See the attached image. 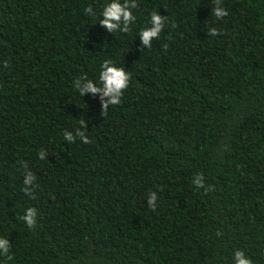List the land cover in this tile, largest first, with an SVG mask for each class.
Wrapping results in <instances>:
<instances>
[{"label":"trees","instance_id":"trees-1","mask_svg":"<svg viewBox=\"0 0 264 264\" xmlns=\"http://www.w3.org/2000/svg\"><path fill=\"white\" fill-rule=\"evenodd\" d=\"M107 2L0 0V264H264V0H134L116 33ZM105 61L130 81L103 115L77 85Z\"/></svg>","mask_w":264,"mask_h":264},{"label":"clouds","instance_id":"clouds-1","mask_svg":"<svg viewBox=\"0 0 264 264\" xmlns=\"http://www.w3.org/2000/svg\"><path fill=\"white\" fill-rule=\"evenodd\" d=\"M136 7L137 5L134 0H123V2H121V0H109V2L103 7L101 18L98 23L109 32H127L130 25L136 20L133 13V9ZM86 11L90 15L93 14L91 8H88ZM213 14L217 19H223V17L227 15V11L218 4L212 8L211 15ZM147 23L150 26L140 30L139 36L141 38L142 46L145 48H151L153 39L158 38L163 30L165 21L161 14L153 12ZM211 35H216L215 29L212 30ZM129 81L130 74L126 72L124 68L116 66L112 61H105L101 66L99 79L97 81L85 79L79 82L77 87L79 94L82 97L89 93L93 95L100 93L101 104L104 110L103 115H105L109 106L120 103L124 91L129 86ZM76 135L81 137L84 143L88 142V137L85 135L84 131L78 130ZM76 135L71 132H65L64 140L71 144L76 139ZM39 156L40 159L43 160L46 158V153L42 151ZM33 181L34 176L29 172L24 179L25 192L30 191ZM194 183L197 187H203V177H196ZM148 204L153 209L156 207L157 193L152 192L149 194ZM36 211L35 208H28L25 210L24 215L21 216V220L29 228L35 223ZM10 247V240L0 237V253L7 254ZM233 264H251V260L246 256L244 251L237 250L234 254Z\"/></svg>","mask_w":264,"mask_h":264}]
</instances>
